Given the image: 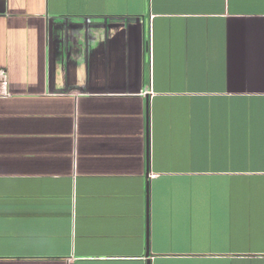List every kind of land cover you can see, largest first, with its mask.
Returning <instances> with one entry per match:
<instances>
[{
	"label": "crops",
	"instance_id": "0c3cea01",
	"mask_svg": "<svg viewBox=\"0 0 264 264\" xmlns=\"http://www.w3.org/2000/svg\"><path fill=\"white\" fill-rule=\"evenodd\" d=\"M0 69V264H264V0H0Z\"/></svg>",
	"mask_w": 264,
	"mask_h": 264
},
{
	"label": "built area",
	"instance_id": "2783aa9c",
	"mask_svg": "<svg viewBox=\"0 0 264 264\" xmlns=\"http://www.w3.org/2000/svg\"><path fill=\"white\" fill-rule=\"evenodd\" d=\"M147 44H148V51L151 56V29H149V32H148V43ZM147 94L150 95V97H152L151 92L150 93L147 92ZM8 95L9 94L7 92V75L3 69H0V97H6Z\"/></svg>",
	"mask_w": 264,
	"mask_h": 264
},
{
	"label": "rangeland",
	"instance_id": "374dc122",
	"mask_svg": "<svg viewBox=\"0 0 264 264\" xmlns=\"http://www.w3.org/2000/svg\"><path fill=\"white\" fill-rule=\"evenodd\" d=\"M196 197H200V196H199V195H197V193L194 191L193 198H196Z\"/></svg>",
	"mask_w": 264,
	"mask_h": 264
}]
</instances>
